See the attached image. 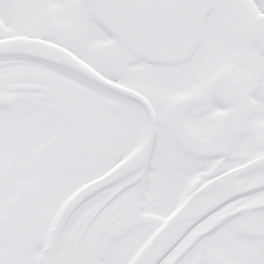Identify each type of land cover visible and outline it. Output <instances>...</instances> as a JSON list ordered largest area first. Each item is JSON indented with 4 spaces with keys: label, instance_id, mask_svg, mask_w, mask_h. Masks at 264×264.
I'll use <instances>...</instances> for the list:
<instances>
[{
    "label": "snow or ice",
    "instance_id": "6c2138e0",
    "mask_svg": "<svg viewBox=\"0 0 264 264\" xmlns=\"http://www.w3.org/2000/svg\"><path fill=\"white\" fill-rule=\"evenodd\" d=\"M0 264H264V0H0Z\"/></svg>",
    "mask_w": 264,
    "mask_h": 264
}]
</instances>
